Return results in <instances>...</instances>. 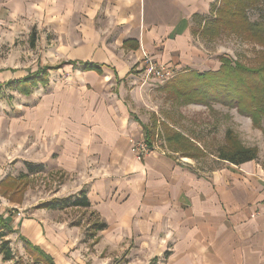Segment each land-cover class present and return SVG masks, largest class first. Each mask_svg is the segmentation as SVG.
<instances>
[{
	"label": "crops",
	"instance_id": "1",
	"mask_svg": "<svg viewBox=\"0 0 264 264\" xmlns=\"http://www.w3.org/2000/svg\"><path fill=\"white\" fill-rule=\"evenodd\" d=\"M158 12L153 0H0V18L42 22L69 58L74 83L50 96L54 165L106 227L84 241L81 229L53 230L42 213L10 224L55 264H113L115 246L129 243L141 259L117 264H264V215L252 216L264 204L262 161L199 170L171 150L137 160L129 149L145 125L125 100L126 86L145 85L141 49L173 74L188 63V18Z\"/></svg>",
	"mask_w": 264,
	"mask_h": 264
},
{
	"label": "rangeland",
	"instance_id": "2",
	"mask_svg": "<svg viewBox=\"0 0 264 264\" xmlns=\"http://www.w3.org/2000/svg\"><path fill=\"white\" fill-rule=\"evenodd\" d=\"M153 1L158 4L160 16L169 22L179 20L181 16L187 17L191 38L186 57L188 63L178 69L177 73L163 82L154 78L144 79L145 85L139 84L136 89L126 86L128 94L125 100L133 114L147 126L156 121L154 137L150 143L157 145L160 150L175 152L167 143L164 126L161 125L163 122L191 142L189 149L194 152L193 157L182 156L179 152H175L174 156L178 159L188 158L194 167L207 170L222 164L217 155L220 147L226 144V132L229 131L230 136L240 144L255 147L257 154L254 159L264 163V132L255 128L250 118L241 116L235 108L217 103L212 104V110L201 104H179L163 89L164 84L187 69H217L220 55L254 66L258 63L257 51L262 48L232 33L213 35L208 31L209 21L214 14L212 5H217L219 0ZM259 1L247 10V16L252 22L264 21V0ZM57 38L45 34V27L40 21L31 22L25 17L15 18L8 14L0 18V84L7 80H20L39 71V77H44L47 82H38L29 87L27 93H21L14 87L1 88L0 182H4L5 186L0 184V192L6 190L8 195L12 194L10 199L0 194V209L6 220L11 224L18 222L19 225L25 223L26 218L42 213L41 219L49 223L53 230L63 227L60 223L70 228L78 227L82 231L83 240L88 241L86 230H90L91 224L98 221L90 209L72 205L55 209L40 206L45 201L76 195L69 187L75 178L54 165L50 96L62 83H74L69 82L72 78V75H68L70 66L65 65L69 58L60 57L56 50ZM146 53L151 62L161 65L148 51ZM139 63L138 69L145 78L143 55ZM45 69V74H42ZM141 136L146 140L144 134L135 138ZM29 164L32 167L42 164V169L30 171ZM21 233L24 234L23 231ZM5 239L14 257L6 264H32L31 257L25 252V244L19 239V232L7 234ZM127 246L129 249L124 245L115 246L113 256L107 257V260L117 264L141 259V255L130 248L132 243ZM100 257L105 261V254L102 253Z\"/></svg>",
	"mask_w": 264,
	"mask_h": 264
},
{
	"label": "trees",
	"instance_id": "3",
	"mask_svg": "<svg viewBox=\"0 0 264 264\" xmlns=\"http://www.w3.org/2000/svg\"><path fill=\"white\" fill-rule=\"evenodd\" d=\"M259 2V0H219L217 5H212L214 14L209 21L210 29L208 30L213 35L225 32L232 33L253 45H259L262 49L257 51L258 63L249 66L241 61L232 60L226 55H220L218 57L220 65L217 69L211 71L187 69L182 72L183 74H176L175 78L164 84L163 89L168 91L172 99L182 105L187 103L201 104L209 110H212L213 103L235 108L241 116L250 118L255 128L264 132V21L252 22L247 16V10ZM202 31L205 29L202 28ZM45 72L46 69L43 70L42 74ZM39 73L40 71L28 74L20 80H7L6 83L0 84V93L3 86L14 87L21 93H27L29 87L37 85L38 82L46 84L44 77H39ZM161 125L164 126V135L169 147L175 152L181 153L182 156L193 157L194 152L189 149L191 148L189 139L180 132L169 128L165 123L162 122ZM155 128V120L152 125L143 126V134L148 143L154 137ZM226 133V144L220 147L218 158L234 164H242L244 161L256 157L257 149L255 147H246L230 136L229 131ZM41 167L42 164L34 167L31 164L28 165L30 171L42 169ZM0 184L5 186L4 182H0ZM5 191H1L0 194L10 199L12 193L8 195ZM70 205L88 207L89 202L85 196V191H78L76 195H69L67 198H55L40 203L41 207L49 209ZM105 227L106 224L103 222L95 221L91 224L90 230H86L87 236H93L94 233ZM19 228L18 226H11L4 215L0 214V253L3 260H13L14 257L5 236L12 232H19ZM19 239L25 244V252L31 257L32 264H55L52 256L39 245L21 235H19Z\"/></svg>",
	"mask_w": 264,
	"mask_h": 264
},
{
	"label": "built area",
	"instance_id": "4",
	"mask_svg": "<svg viewBox=\"0 0 264 264\" xmlns=\"http://www.w3.org/2000/svg\"><path fill=\"white\" fill-rule=\"evenodd\" d=\"M142 55L143 63H145L143 67V76L145 77V80L154 78L159 82H163L173 75L170 68L151 62L144 49L142 50ZM129 149L137 160H141L145 156L155 153L156 151H161L157 145H154L153 143L149 144L142 136L140 138L130 137ZM259 214L264 215V204L258 212L252 213V216Z\"/></svg>",
	"mask_w": 264,
	"mask_h": 264
}]
</instances>
